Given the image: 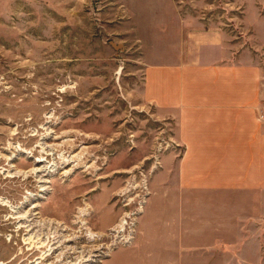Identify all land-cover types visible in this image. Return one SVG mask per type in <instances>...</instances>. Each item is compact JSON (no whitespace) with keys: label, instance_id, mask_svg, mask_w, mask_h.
I'll use <instances>...</instances> for the list:
<instances>
[{"label":"rangeland","instance_id":"374dc122","mask_svg":"<svg viewBox=\"0 0 264 264\" xmlns=\"http://www.w3.org/2000/svg\"><path fill=\"white\" fill-rule=\"evenodd\" d=\"M204 32L264 61V0H0V264H108L134 243L183 154L145 68Z\"/></svg>","mask_w":264,"mask_h":264},{"label":"crops","instance_id":"0c3cea01","mask_svg":"<svg viewBox=\"0 0 264 264\" xmlns=\"http://www.w3.org/2000/svg\"><path fill=\"white\" fill-rule=\"evenodd\" d=\"M145 68L144 98L176 124L178 186L156 189L108 264H264V61L222 33L192 35Z\"/></svg>","mask_w":264,"mask_h":264},{"label":"built area","instance_id":"2783aa9c","mask_svg":"<svg viewBox=\"0 0 264 264\" xmlns=\"http://www.w3.org/2000/svg\"><path fill=\"white\" fill-rule=\"evenodd\" d=\"M258 115V118L264 122V105L260 108Z\"/></svg>","mask_w":264,"mask_h":264},{"label":"bare ground","instance_id":"6f19581e","mask_svg":"<svg viewBox=\"0 0 264 264\" xmlns=\"http://www.w3.org/2000/svg\"><path fill=\"white\" fill-rule=\"evenodd\" d=\"M122 226H124V223L121 224V227H122ZM121 230H123V229H121ZM89 235H90V238H91V239H92V238L95 239V238L99 237V235H95L93 232H90ZM87 236H88V235H87Z\"/></svg>","mask_w":264,"mask_h":264}]
</instances>
